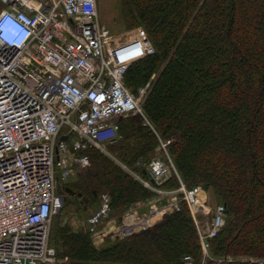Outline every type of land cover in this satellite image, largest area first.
I'll use <instances>...</instances> for the list:
<instances>
[{"label": "trees", "instance_id": "obj_1", "mask_svg": "<svg viewBox=\"0 0 264 264\" xmlns=\"http://www.w3.org/2000/svg\"><path fill=\"white\" fill-rule=\"evenodd\" d=\"M118 1L126 26L143 27L155 52L132 63L124 76L134 94L151 82L142 101L144 116L122 118L119 137L108 149L151 180L145 164L158 154L159 137L171 139L167 150L181 181L187 188L200 185L223 203L226 222L209 238L206 254L185 201L155 226L100 245L90 229L60 221L51 230L58 258H67L66 264H259L264 261V0ZM78 153L89 155L90 169L63 186L80 192L81 203L83 197L95 202L108 193L110 212L120 220L156 195L100 149ZM180 185L174 171L157 184Z\"/></svg>", "mask_w": 264, "mask_h": 264}, {"label": "built area", "instance_id": "obj_2", "mask_svg": "<svg viewBox=\"0 0 264 264\" xmlns=\"http://www.w3.org/2000/svg\"><path fill=\"white\" fill-rule=\"evenodd\" d=\"M0 3V264H52L57 257L52 224L65 207L61 180L69 176L72 162L91 165L89 155L79 151L105 150L119 137L122 118L143 114L124 76L155 47L143 27L125 40L114 39L100 23L97 0ZM150 85L140 88L139 95ZM159 142L158 151L166 158L155 156L145 164L151 180L124 167L165 202L148 201V212L137 221L133 212L126 214L121 237L151 228L180 210L182 201L194 215L207 203L200 185L187 188L181 181L167 150L171 139L159 137ZM172 171L181 185L159 188ZM110 207L109 194H101L88 217L92 233ZM225 216L221 203L207 225L196 220L206 254L208 240L223 228Z\"/></svg>", "mask_w": 264, "mask_h": 264}, {"label": "rangeland", "instance_id": "obj_3", "mask_svg": "<svg viewBox=\"0 0 264 264\" xmlns=\"http://www.w3.org/2000/svg\"><path fill=\"white\" fill-rule=\"evenodd\" d=\"M97 1H98V12H99L100 23L110 29L114 39L116 38L118 40H125L126 38H129L130 35H133L134 29L137 27L130 28V27L126 26V24L123 20V17L121 15V12L119 10V7H118V4H119L118 0H97ZM1 8H2V6L0 3V10H1ZM146 92L142 96L139 95V92H138V94H135L140 99L141 108H142V101H143V98H144ZM142 111H143V108H142ZM143 114H144V111H143ZM143 114L139 113L138 115L143 116ZM108 145L109 144H106L104 146L105 150H101V151H103L106 155H108L110 158L115 160L118 164H120L126 170V168L124 167L125 164H123L120 160H118L109 151ZM159 153H161V152H158V154H156V156H162V154H159ZM70 167H71L72 171L70 172V174L67 178L61 180L62 184L63 183L73 184L75 181L78 180L79 175L81 173L82 174L86 173L90 169V166L83 167V166H79L78 164H73V162H72ZM157 195H160V194H158L156 192V195L150 199L151 201L150 200H148V201H150V203H152V201H156L158 203L165 202V199H162L160 197L158 198ZM205 196H206V194H203V198L207 199V203L204 204V206L202 207V209H200V212L197 215H194L190 209L195 220H197V222H199L203 226L207 225V223H209L211 221L213 214H214V207L217 204V202L214 201L210 197V195H208V193H207V196L206 197ZM79 199L80 198H78L76 196V194L72 195V194L68 193V195L66 196V205L64 207V210L62 211L60 216L54 220L53 226L56 223L61 221V223H69L75 229H84V228L90 229L89 224H88V217L93 211H95V209L98 208L100 201H99V199H98V201H95V202H90V200L88 202H86L83 200L85 202L83 204V203H81V200H79ZM82 204L84 205V207L86 206V208H84L85 210L82 209ZM149 207L150 206H148V202L147 203H141L140 202L137 204V206H134L132 211L133 212L137 211V213L139 214V216L133 215L135 220L138 218L144 217V215L148 212ZM130 212L131 211L124 213L120 220H118V217L113 215L112 212H109L107 217L104 219L102 225L100 227H98V229L96 231L98 232V231L104 230V228L105 227L107 228V226H109L110 223L117 224V227L119 228L120 224L123 223V219L125 218L126 214H128ZM161 220H159V221H161ZM140 230H142V229H138V231H140ZM138 231H136V232H138ZM92 235H93V238H94V241L96 244L100 245L104 241V239H102L101 237H96L95 233H93ZM116 237H118V236H116ZM119 237H121V236H119ZM112 238H114V237H112ZM100 239H102V240H100ZM65 261H67V258L65 260L60 261V259L57 256L55 258L54 263H52V264H66Z\"/></svg>", "mask_w": 264, "mask_h": 264}, {"label": "crops", "instance_id": "obj_4", "mask_svg": "<svg viewBox=\"0 0 264 264\" xmlns=\"http://www.w3.org/2000/svg\"><path fill=\"white\" fill-rule=\"evenodd\" d=\"M200 194H206V196H207V192L204 190L202 193H200ZM205 196V197H206ZM203 198V197H202ZM204 199V198H203ZM206 199V198H205ZM133 208L130 210L131 212L130 213H132L133 211ZM141 212V211H140ZM90 213V212H89ZM133 214L135 215V216H139V214L137 213V211H135V212H133ZM123 225V223H121L120 224V226H119V228L117 227V224H115V223H110L109 224V226H107V228L105 227L104 228V230H101V231H99V232H97V233H95V236L96 237H101L102 239H104V241L107 239V238H109V236H110V238H112V237H116V236H119L120 234H119V232H120V227ZM118 234V235H117ZM94 236V237H95ZM106 237V238H105ZM102 239H100V240H102ZM103 241V242H104Z\"/></svg>", "mask_w": 264, "mask_h": 264}, {"label": "water", "instance_id": "obj_5", "mask_svg": "<svg viewBox=\"0 0 264 264\" xmlns=\"http://www.w3.org/2000/svg\"><path fill=\"white\" fill-rule=\"evenodd\" d=\"M66 138V137H65ZM59 188H61V184H60V186H59ZM63 190L66 192V193H69V194H72V195H78V196H80V197H82V194L80 193V192H77L76 190H74V189H72L70 186H64L63 187ZM83 200L84 201H86V202H88L89 201V199L87 198V197H83ZM85 208H86V206H85ZM228 212V210L226 209V213ZM154 226V225H153ZM152 226V227H153Z\"/></svg>", "mask_w": 264, "mask_h": 264}, {"label": "bare ground", "instance_id": "obj_6", "mask_svg": "<svg viewBox=\"0 0 264 264\" xmlns=\"http://www.w3.org/2000/svg\"><path fill=\"white\" fill-rule=\"evenodd\" d=\"M200 196H201V197H203V195H202V194H200Z\"/></svg>", "mask_w": 264, "mask_h": 264}]
</instances>
